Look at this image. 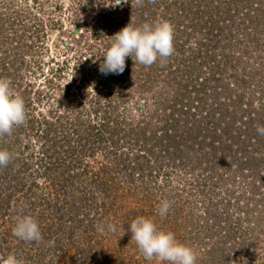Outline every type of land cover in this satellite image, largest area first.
I'll return each mask as SVG.
<instances>
[{
  "label": "trees",
  "instance_id": "16d2710c",
  "mask_svg": "<svg viewBox=\"0 0 264 264\" xmlns=\"http://www.w3.org/2000/svg\"><path fill=\"white\" fill-rule=\"evenodd\" d=\"M203 1L144 0L143 6L138 7L134 0L132 5L129 0L123 5L127 19L120 18L124 20L122 28L130 21L135 25L154 23L155 16L146 11L158 9L165 20L170 21L175 28L174 53L169 57L170 61L160 63V60H157L152 66L146 67L135 63L134 56L133 59L126 58L125 70H135L138 77L143 73L144 79L141 81V78L139 87L132 89L140 94L155 86L151 76L153 75L157 82V77L161 75L157 70H166L160 78L163 88L155 86L150 95L144 94L143 106L137 105L136 109L139 111L136 116L127 109L125 103L119 110L118 104L111 103L109 98L101 100L102 94L99 93L91 94L93 106L87 113L93 118L81 117L82 107H76L78 99L74 105H68V109H64L65 112L57 114L53 108H48L46 115L40 112L36 125L33 115L27 114V127L32 131L35 129L39 148L35 163L28 159L33 156L31 147L35 146L32 142L24 145L19 143L23 147L20 151L22 155L15 154L13 150L12 146L16 144L14 142L18 138L20 126L14 128L11 135L0 138V149H6L12 154L10 163L0 168V210L4 207V212L0 213L2 222L6 221L5 214L14 222L22 215L32 216L29 211L37 207L34 204L37 200L32 197V193L25 192L22 188L27 183V175L31 177L28 188L30 191L31 186H38L35 178L44 175L53 182L51 193L55 194L57 201L46 204L36 218L32 216L37 219L43 238L41 241L30 243H47L49 236L56 233L55 243H58L61 250L65 249V253L66 248L76 240L74 235L77 221L85 223L82 226L84 231L95 229L93 227L100 218L102 222L106 221L105 215L113 205V199L107 202L106 196L112 194V186L117 182L120 172L121 175L137 178L155 172L156 175L154 173L151 178L153 183L157 182L158 193L155 195L171 202V213L179 214V193L185 187L193 185L192 187L196 186L193 190L202 193L205 203L209 191L219 195L216 200H220L224 205L219 208L216 202L212 203L217 209L216 215H226L236 206L238 210L245 212L248 220L254 218L260 230L264 229V135L257 132L258 126H264V119L263 114L254 117L249 108L243 107L244 102L251 104L252 95L246 97V92L238 86L247 80L243 74L247 60L242 56L243 51L248 49L242 48L240 54H236L239 49L236 46L241 44L242 38L235 36L233 27L220 24L212 12L208 11V20L198 17L200 15L197 11L205 7L203 4L206 2ZM253 3L254 1L250 0V5ZM255 3L257 5L254 9L259 13L258 16L249 18L251 28L247 23L240 28L245 37L251 36L253 30L256 32L258 29H264V22L257 18L264 15L263 0H256ZM199 6L202 8H198ZM2 18L4 17H0V77L2 74H10V68L15 63V59L9 57L8 48L4 45L10 36L8 32L4 33L5 21ZM122 28H115L106 34L105 50L111 46L112 36ZM11 35L20 44V35H17V32ZM225 39L227 42L221 46L220 42ZM231 41L236 43L229 49L226 44H231ZM232 58L237 61L233 62ZM238 62L241 64L236 68ZM240 69L241 71L237 72ZM163 83L175 86L173 94ZM27 87L29 86L26 82H18L13 87L23 97L26 106L31 104ZM81 88L78 87L85 96L89 94V91ZM132 92L128 90L121 94L122 101L130 96L129 93L133 96ZM220 94H224V97ZM263 94L264 90L260 91L259 97ZM217 110L219 114L215 117ZM74 112L75 117L68 119ZM245 113L248 118H241ZM62 116H66V119H62ZM237 117H240L242 123L235 122ZM95 147L105 149V159L92 158L99 161L101 166L98 170L92 169L91 160L86 159L84 153V150ZM26 148L31 149L27 157L23 155ZM160 173L162 175L158 180ZM188 175L194 180H188ZM217 184L221 186L220 190ZM158 202L160 204L161 201ZM83 212L86 214L81 215ZM122 221L124 229L130 226L127 221ZM238 225L241 226V223ZM251 227L248 226V232ZM219 230H213L210 235L216 245L223 244L221 241L230 236H221L220 232L225 231L222 227ZM63 231L67 234L61 233ZM10 232L9 228L0 231V261L8 256L7 250H11L17 243L26 242L17 237L11 240L8 236ZM251 240L249 235L239 242L234 241L231 246L249 245ZM86 251L82 249L80 254L83 255V261L87 257L84 256ZM24 252L21 250L16 256L25 262L28 256L24 255ZM139 258L144 264L150 262L141 252ZM120 259H115L117 264ZM68 261L70 263V259ZM151 264H157L155 259Z\"/></svg>",
  "mask_w": 264,
  "mask_h": 264
},
{
  "label": "rangeland",
  "instance_id": "374dc122",
  "mask_svg": "<svg viewBox=\"0 0 264 264\" xmlns=\"http://www.w3.org/2000/svg\"><path fill=\"white\" fill-rule=\"evenodd\" d=\"M253 1L254 3L250 5V0H204L203 3H206L203 6L205 7L202 10V7L199 6L198 8L201 10L197 13L201 16H198L200 19L208 20V11L212 12L213 17L218 18L220 24L224 23L227 24V27H233V32L236 31L235 36L239 39L242 38L241 44L236 46L239 47L236 54H240L242 48V50L248 49L243 51L242 56L244 60H247L243 72L247 80L238 86L246 92V97L252 95L251 104L244 102L243 107L249 108L250 114L254 117L263 114L262 118L264 119V94L259 97L260 91L264 90V29H258L256 32L253 30L251 36L246 37L241 34L242 30L240 29L246 23L251 28L252 23L249 22V18L254 17V15L258 16V10L254 9L258 2ZM112 3L113 0H0V17H4L2 20L5 21L4 33L8 32L10 36L4 45L8 48L9 57L15 59L14 65L10 68L11 73L2 74L1 77L8 78L12 82V87H15L18 82L28 84L27 89L31 104L26 106V112L31 116L33 115L35 125L38 123L40 112L46 115L48 108L55 109L54 112L57 114L62 111L65 112L68 105H74L77 99L79 101L76 107H82L81 117L84 119L93 118L87 112L93 106L91 94L97 93L102 94L101 100L109 98L111 103L118 104L119 110L123 108L122 104L125 103L127 109L136 116L139 111L136 109L137 105L143 106L144 94L150 95L155 86H161L162 80L160 78L166 73V70H157L161 72V75L157 77L158 83L155 77L151 76L155 86L147 89L144 94L132 90L137 86L139 87L141 78L143 81V73L139 74L140 77L137 76L135 70L133 72L124 70L122 74L103 75L100 73L99 66L107 51L105 50L106 34L115 28H122L124 20L120 18H126L125 6L112 7L110 6ZM211 6H216V8H210ZM149 12L155 16L154 22L165 20L160 9L146 11V13ZM257 18H261L260 21L264 22V15ZM11 32H17V35H20V44L16 38H12ZM225 42H227L226 39L220 42V45L222 46ZM235 43L231 41V44L229 42L226 45L230 49L231 45ZM14 46L16 47L14 48ZM167 60L170 61L169 58ZM232 61L237 60L232 58ZM240 64L238 62L236 68ZM240 71L241 69L237 72ZM251 77L253 79L249 80ZM78 87L89 91V94L85 96ZM167 87L171 89L170 93L173 94L175 86L168 85ZM252 89L254 90L253 93L251 92ZM128 90L133 91L134 95L129 93L130 96L122 101L123 93ZM220 95L222 98L224 97V94ZM215 112V117H217L219 110ZM203 113L205 114V110ZM74 114L75 112L71 113L68 119L74 118ZM29 115L26 116V120ZM244 116L248 118L247 113L241 118ZM63 118L66 119V116H62ZM236 121L242 123L240 117H237ZM27 124L25 121L19 127L18 138L14 142L16 144L12 147L15 154L22 155L20 151L23 147L21 145L32 142L35 146L31 147L33 156L28 159L34 162L39 150L37 148L38 142L36 141L35 129L32 131L27 127ZM31 149L26 148L23 155L27 157ZM104 152L105 149L101 147L84 150L86 159L91 160L93 170H98L101 165L99 161L92 158L105 159ZM121 173L118 174L117 182L112 186L114 188L112 194L106 196L107 202L110 201L109 199H113V205L105 215L107 216L106 221L102 222L103 220L101 221L102 218H100L93 227L95 229L89 228V231L83 230L84 227L82 226L85 223L77 221L78 226L74 235L76 240L68 248L65 247V253V249L61 250L58 243H55L57 235L55 233L49 236L50 239L48 238L47 243H17L11 250H7V255L10 253L17 255L20 254L21 250H24L23 254L28 256L24 264H117L115 259L119 260L120 258L119 264H137V262L144 264L139 260L140 250L138 246L134 240H131V233L128 231L130 226L126 229L122 227V220L127 221L130 225L137 217L143 216L153 219L158 229L171 231L178 241L193 247L197 253L196 264H264V229L260 230L259 226H256L257 223H255L254 218L248 220L245 212L238 210L235 204H233L235 207L230 209L226 215L224 213L216 215L217 209L212 203L216 202L219 208L224 205L220 200H216L219 195L209 191V195H206L208 200L205 199V203L202 193L193 190L196 186L192 187V185L185 187L179 193L181 196L179 214L169 211L165 217H160L158 200L164 199L155 195L158 193L157 182L153 183L151 180L155 172L144 174L139 178L126 174L121 175ZM160 175L162 174L157 176L158 180L161 178ZM191 177L188 175V180H192ZM26 178L27 183L22 189L32 193V197L37 200V203H34L37 207L29 211L36 218L40 209H43L46 204L57 201L55 194L51 193L53 182L44 175L39 176L35 178L38 186H31L32 190L30 191L28 188L31 177L27 175ZM72 182L74 183V181ZM186 183L188 184V182ZM217 188L220 190L221 186L217 184ZM15 194L12 196L13 198ZM82 211H84V206ZM3 212L4 207L0 210V213ZM82 214L86 213L83 212ZM5 216L6 221L4 222L1 221L3 219L0 217V231L4 228L11 229L8 236L11 240H15L13 228L16 222L13 219L10 221L6 214ZM217 216L219 218H215ZM47 220H45L46 223ZM247 220L250 222L248 223ZM239 223L241 226L238 225ZM248 226H252L250 232H248ZM221 227L225 231L220 232L221 236H230L221 241L223 244L216 245L210 235L215 229L220 231ZM61 233L67 234L66 231ZM249 235L252 237L249 245L231 246L235 243L234 241L239 242L240 239L249 237ZM64 238L66 239V237ZM82 249L87 250L84 254L87 256L85 261L81 258L83 255L80 256ZM68 259H70V263ZM149 263H153V260ZM155 263H157L156 260Z\"/></svg>",
  "mask_w": 264,
  "mask_h": 264
},
{
  "label": "clouds",
  "instance_id": "9594fccd",
  "mask_svg": "<svg viewBox=\"0 0 264 264\" xmlns=\"http://www.w3.org/2000/svg\"><path fill=\"white\" fill-rule=\"evenodd\" d=\"M129 0H113L112 7H122ZM133 0H131V5ZM142 7L144 0H134ZM174 25L167 20L154 23L145 22L135 25L131 21L115 33L113 42L103 56L99 71L103 75L122 74L126 67V58L135 57L134 62L150 67L157 60L164 62L174 53ZM26 105L23 97L12 87L8 78L0 77V138L11 135L13 129L22 126L26 121ZM257 132L264 135V126H258ZM12 159V154L6 149H0V168L6 167ZM171 207V202L164 199L160 202L158 214L165 217ZM131 240H134L143 257L156 260L157 264H196L197 253L193 247L178 241L171 231L158 229L151 218L137 217L128 229ZM13 235L26 242L42 240V234L36 219L22 215L13 228ZM0 264H24L22 259L10 253L0 261Z\"/></svg>",
  "mask_w": 264,
  "mask_h": 264
}]
</instances>
